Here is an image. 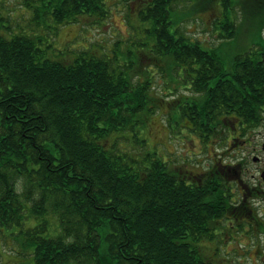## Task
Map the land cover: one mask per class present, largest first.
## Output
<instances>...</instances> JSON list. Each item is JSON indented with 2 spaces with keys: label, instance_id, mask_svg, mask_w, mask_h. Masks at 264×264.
Wrapping results in <instances>:
<instances>
[{
  "label": "trees",
  "instance_id": "obj_1",
  "mask_svg": "<svg viewBox=\"0 0 264 264\" xmlns=\"http://www.w3.org/2000/svg\"><path fill=\"white\" fill-rule=\"evenodd\" d=\"M119 1L136 2L137 16L152 24L151 54L140 57L149 63L135 70L113 69L123 41L108 53L97 45L102 51L85 48L75 59L54 60L33 29L8 25L0 32V234L20 247L22 264H218L201 243L223 233L219 219L228 231L253 224L256 235L255 203L236 210L227 202L239 181L226 168L240 172L242 164L211 165L187 185L188 170L142 152L139 134L163 104L154 95L159 70L190 91L172 102V112L203 143L233 128L245 136L259 129L264 61L247 54L231 70L224 66L220 51L237 35L228 14L242 7L239 0H221V43L213 47L174 28L178 0ZM251 6L264 25V0ZM110 8L107 0H58L50 14L58 26L84 18L101 24ZM122 133L129 134L130 152L109 144Z\"/></svg>",
  "mask_w": 264,
  "mask_h": 264
},
{
  "label": "rangeland",
  "instance_id": "obj_2",
  "mask_svg": "<svg viewBox=\"0 0 264 264\" xmlns=\"http://www.w3.org/2000/svg\"><path fill=\"white\" fill-rule=\"evenodd\" d=\"M57 1L33 0L32 3V0H0V32L4 33L8 25L15 32L33 29L34 34H41L35 36L43 40L39 47L44 55L54 60L65 59L68 56L75 59L85 48L101 50L97 45L104 46V51L108 53L116 42L123 41L120 42V50L114 51L118 57L113 64L114 70L117 72L135 70L140 64L144 67L149 63L146 57L141 62L140 57L142 53L151 54L154 40L149 30L152 24L149 21H142L137 16L136 2L107 0L111 14L100 22L101 24L95 23L93 19L84 18L79 25L58 26L50 14ZM239 1L242 7L231 9L228 14L230 21L235 23L237 35L235 38L226 39L220 51L227 70H231L237 56L249 54L258 58L260 55L259 59L264 61V25L260 24L257 10L253 12L254 7L251 6L256 4V0ZM30 3L33 12L29 7ZM176 4L178 8L173 9L172 15L174 28L179 26L191 39L199 41L206 47L221 43L217 29L223 10L221 0H178ZM252 12L253 17L250 16ZM34 19L42 26L41 29ZM129 36L131 40L125 44ZM150 73L151 69H148L147 75ZM178 75L180 83L185 85L182 68L178 69ZM154 86V95L161 97L163 104L152 116L150 125L146 124L140 131V137L145 140L141 146L142 152H156L172 168L183 167L196 175L203 174L211 165L218 166L223 163L237 167L242 164L239 171L243 184L249 187L258 185V161L255 162L254 158L258 157V134L264 136V125L259 129L257 127L253 131L250 130L247 136L242 135L243 132L238 128H233L203 143L190 129H183L188 121L181 120L178 112H172V102L190 93L185 89L186 86L175 84L167 75L160 74V70L156 72ZM173 121L179 126H171L174 124ZM116 134L109 140V144L114 145L118 151L130 152L129 134L122 133L121 138L115 142L113 139ZM231 135L235 140H230ZM240 187L242 188L239 186L234 189L239 197L242 193ZM235 226L237 230L223 229V233L214 241L207 242L209 249L205 252H208V255L213 253L218 264H257L258 239L254 225L238 222ZM19 251L20 247L12 238H5L0 234V264L25 263L26 260Z\"/></svg>",
  "mask_w": 264,
  "mask_h": 264
},
{
  "label": "flooded vegetation",
  "instance_id": "obj_3",
  "mask_svg": "<svg viewBox=\"0 0 264 264\" xmlns=\"http://www.w3.org/2000/svg\"><path fill=\"white\" fill-rule=\"evenodd\" d=\"M235 140V138L231 135L230 140ZM258 185L255 187H249V185L243 184V181L241 179V173L237 172V170H230L228 169V174L233 173L234 177L239 181L237 184L239 186H242L240 192H243V197L236 196V193L233 191L229 193L230 195H233V198L227 199V202L234 203V206H236V210H238L243 204L248 203L252 204V201H255V210H254V220L256 222V237L258 239V263L257 264H264V136L258 134ZM225 171L221 170V174L223 173L225 175ZM189 176H186L184 179V182L187 185H193L194 181L193 178L195 177L194 173L191 171H187ZM201 175V174H200ZM206 177V174L205 176ZM240 183V184H239ZM256 197V198H254ZM249 221L247 219H243V221ZM218 223L222 225V229H225L224 226L227 224L223 222V219H219ZM220 230V231H221ZM219 231V232H220ZM202 246L205 248H209L203 242L201 243ZM203 249V248H201Z\"/></svg>",
  "mask_w": 264,
  "mask_h": 264
},
{
  "label": "water",
  "instance_id": "obj_4",
  "mask_svg": "<svg viewBox=\"0 0 264 264\" xmlns=\"http://www.w3.org/2000/svg\"><path fill=\"white\" fill-rule=\"evenodd\" d=\"M255 160H257V158Z\"/></svg>",
  "mask_w": 264,
  "mask_h": 264
}]
</instances>
